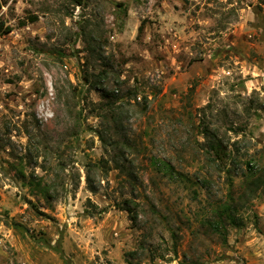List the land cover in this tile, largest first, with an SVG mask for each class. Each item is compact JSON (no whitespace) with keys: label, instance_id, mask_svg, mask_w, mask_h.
I'll return each mask as SVG.
<instances>
[{"label":"rangeland","instance_id":"374dc122","mask_svg":"<svg viewBox=\"0 0 264 264\" xmlns=\"http://www.w3.org/2000/svg\"><path fill=\"white\" fill-rule=\"evenodd\" d=\"M0 20V264H128L145 232L178 257L140 264H264V0H0Z\"/></svg>","mask_w":264,"mask_h":264},{"label":"trees","instance_id":"16d2710c","mask_svg":"<svg viewBox=\"0 0 264 264\" xmlns=\"http://www.w3.org/2000/svg\"><path fill=\"white\" fill-rule=\"evenodd\" d=\"M78 4H82L83 0H77ZM38 18L36 16H33L31 18V21H35ZM23 24L25 21H21ZM13 30V27L10 25H7L4 21L0 20V36L5 35L9 32H11ZM101 139L105 142L104 136L100 135ZM215 146L213 145V147H215L218 151L221 150V141L218 139L215 141ZM212 146V145H211ZM103 162H106L105 160ZM87 180L89 182V188L92 192H96V185H94L93 181L91 180L90 177V171H87ZM52 187H54L52 185ZM55 189V188H54ZM50 188L48 187H44L42 189V191H44L45 194L49 193ZM119 206L122 210H126L128 212V216L129 219L132 222V225L135 227H140V222H141V214H140V203L138 201H136L135 199L132 198H128L122 201V203H119ZM233 206L231 204L225 205L223 207L222 210L218 211L214 210V212L216 213L215 217L213 219H208L210 225L212 226V228H214V230L216 232L219 233V235L222 238L223 243H227L228 242V229L227 227L224 226V220H228L229 223L234 224L236 226L239 225V223L237 222L235 215L233 214ZM45 214V213H44ZM147 233L145 232L143 235V238L140 240L138 247L128 251L127 253H125V261L128 264H140L139 260L137 262H135L134 260L137 258V256L139 257V255H143L145 254L146 250L149 252V258L150 260H155L156 258H161V259H165V260H174L178 257V252H177V244L175 241V236L176 233L173 232V236L172 238L174 239L173 242V256L175 257H165L166 254L165 253H161L158 251L157 248L153 247L152 245H148L146 246L145 244V240ZM183 263H189L187 261H183Z\"/></svg>","mask_w":264,"mask_h":264},{"label":"built area","instance_id":"2783aa9c","mask_svg":"<svg viewBox=\"0 0 264 264\" xmlns=\"http://www.w3.org/2000/svg\"><path fill=\"white\" fill-rule=\"evenodd\" d=\"M140 98V97H139Z\"/></svg>","mask_w":264,"mask_h":264}]
</instances>
